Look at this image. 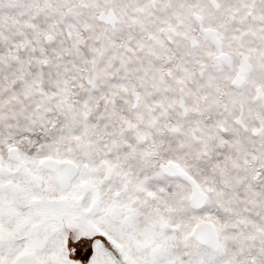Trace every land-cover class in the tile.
<instances>
[{
  "label": "snow or ice",
  "instance_id": "obj_1",
  "mask_svg": "<svg viewBox=\"0 0 264 264\" xmlns=\"http://www.w3.org/2000/svg\"><path fill=\"white\" fill-rule=\"evenodd\" d=\"M0 264H264V0H0Z\"/></svg>",
  "mask_w": 264,
  "mask_h": 264
}]
</instances>
